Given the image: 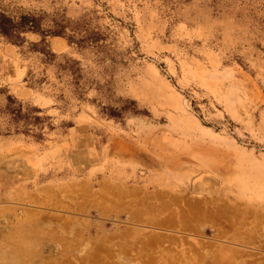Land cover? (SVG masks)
Wrapping results in <instances>:
<instances>
[{
  "label": "rangeland",
  "instance_id": "obj_1",
  "mask_svg": "<svg viewBox=\"0 0 264 264\" xmlns=\"http://www.w3.org/2000/svg\"><path fill=\"white\" fill-rule=\"evenodd\" d=\"M262 79L264 0H0V230H6L0 264L7 257L8 264L81 261L80 251L71 250L74 219L102 220L108 229L132 225L143 246L151 225L102 217L71 202L100 187L158 189V197L177 198L172 206L179 207L235 200L264 224L259 195L238 184L234 192L226 184L218 191L211 171L203 172L201 146L179 139L194 136L183 112L199 121L226 120L225 99L243 105L256 97ZM188 82L216 98V106L203 110L189 97L183 107L173 101L174 90ZM27 216L35 226L19 244L18 225ZM220 218L223 225L232 219ZM35 219H42L39 227ZM188 228L172 231L186 241L161 239L142 250L184 246L200 254L227 245L253 257L264 250V238L252 244L233 239L231 229L215 235L210 225ZM135 254L142 260L146 253Z\"/></svg>",
  "mask_w": 264,
  "mask_h": 264
},
{
  "label": "bare ground",
  "instance_id": "obj_2",
  "mask_svg": "<svg viewBox=\"0 0 264 264\" xmlns=\"http://www.w3.org/2000/svg\"><path fill=\"white\" fill-rule=\"evenodd\" d=\"M2 188H4V185ZM129 188L124 187L122 189H115V188L114 189L113 188L106 189V188L100 187L97 190H89L84 195H81V196H77L75 194L76 196L73 198V196H74L73 195L71 197V202L74 203V206H77L81 209L88 208V206H90L91 208H96L95 209V210H97L96 213L99 216L101 215L102 217H104V216L115 217L116 219H118L121 216H124L125 219L132 224H137V222H140V223H145V224L151 225L153 228L148 233L142 234V239H140L142 242H144L145 245L149 244L151 242H154V241L156 243L157 242L160 243L159 241L161 239L162 240L172 239V241L177 239V241L183 242V240L186 239V238H183V236H185V235L184 234L178 235V234L173 233L172 231H175L177 229L180 230V229L186 228V227L188 228V226H189V228L192 226V230L194 227L200 232V229H202L203 227H205L207 225H210L213 227V229L216 233L215 235H218V234L221 235V233H224V232L228 231L229 229H231L233 232L230 233V235H232L233 239L239 240L241 242H251L252 244L254 243L253 241L260 240L261 238H264V232H263L264 224L259 226L257 219L260 216L258 215V217H257V213L251 208L247 207L249 209V211H247L246 209L243 210L242 208H240L235 203L234 204L231 203V206H229V205H226L222 202H218V203L214 202L213 205H211V207H208L204 204L201 207H199L198 205H196L194 203H192L191 206L179 207V206H181V204L178 205V203H177V206H178L177 207V206H172V202L174 203L173 200L175 198L161 197L162 194H161V196H159L160 197L159 198L158 195H156L158 189H156V193L155 192L154 193H150V192L148 193V192L141 191V189H129ZM44 191L46 192V190H44ZM158 193H160V192H158ZM179 194H181V193H179ZM20 195H22V194H20ZM29 195H31V194H29ZM164 195H166V194H164ZM173 197H174V194H173ZM46 198H49V194L46 196ZM176 199H175V202H178V201H176ZM185 199H186V197H185ZM215 200L216 199H214V201ZM229 201H231V200H229ZM233 201H235V200H233ZM224 202H226V201H224ZM198 203H200V202H198ZM173 205H175V203ZM242 205H243V203H242ZM32 209L34 210V208H32ZM250 210L252 211L251 216H249V214H248V212H251ZM32 211H29V212H32ZM35 211H39V210L35 209ZM93 211H94V209H93ZM233 213L240 214V215H238L239 216L238 220L236 219L237 216L232 215ZM221 215L222 216L228 215L232 219H231V221L229 220L230 222H227L226 225H223L219 221L221 219L220 218ZM30 216H31V214H30ZM30 216H27V218L22 219V221L18 225L17 230H19L18 231L19 235L18 234L17 235L19 237H21V239L18 238L17 243H19V242L22 243V240L23 241L25 240V239H23V235L26 234V236H27V234H28V233H25L27 231L26 228H28V229L30 227L32 228L34 220H32V218ZM246 216H248L250 218L248 219V217H246ZM15 217H17V216H15ZM41 220L42 219H37L35 221V223L38 224V227L40 226V224H42ZM31 221H33V222H31ZM226 221H227V219H226ZM12 224H15V223H12ZM160 224H168V227H171V228H168V227L167 228H158V227H156V225L159 226ZM33 226H35V225H33ZM36 229H37V227H36ZM38 229H40V228H38ZM196 229H194L195 232H196ZM1 230H3V229L1 228ZM15 230H16V228H15ZM32 230H33V228H32ZM49 230H52V229L49 228ZM58 230H61V228H59ZM3 231H6V230H3ZM41 231H44V230H41ZM57 231L54 229V232H57ZM59 232H62V230L58 231V233ZM47 233L42 232L41 235L46 234L49 237H51V234H47ZM11 234H13V233H11ZM64 234H65V232H64ZM32 235H34V234H32ZM139 235H140V233L132 225H130V226L123 225V228H122L119 224H114L113 227L108 229V228H105L104 221H102V220L97 221V222H91V221L82 222V221H79L77 219H74L71 222V242H70L71 243V250L78 249L80 251L79 253L81 256V261H79V262L75 261L74 264H134V263H132L133 259H137V261H135L136 264H264V260H262V258L264 257V250H261L260 246H258L257 243L254 244V246L256 247V249L261 250V251H260L259 255L254 256V257L256 259H258V257H259V259L252 262V260L254 259L253 256H248L249 254L246 256H243L242 252L235 250V249H232L231 247H228L227 245L226 246L219 245L218 248H216L215 250H211V251L206 249V250L202 251L200 254L197 252L191 251V250H193L192 247H188V248L186 247L188 249V250H186L184 246L179 247L176 251L173 250V248L175 246H170L168 249L156 248L157 250L155 249V251L144 252L142 250V248L144 247V244L142 246V244L137 243V241H139V238H140ZM34 236H36V234ZM58 236H60V235H58ZM24 238H26V237L24 236ZM29 238H31V237H29ZM40 238H43V237H40ZM40 238H37V239H40ZM0 240L3 241V239H0ZM61 240H63V239H61ZM262 240L264 241V239H262ZM28 241H30V239ZM260 242H262V241L260 240ZM63 243H61V247H62V245H64ZM210 243H212V241ZM214 243H215V241H214ZM1 244L2 243H0V246H1ZM27 244H28V242H26V246H27ZM10 245H12V244L10 243ZM32 245H31V247H32ZM39 245H41V244H39ZM196 245H198V246L204 245L205 246L206 243L203 244V242H201V243L197 242ZM262 245H261V247H263ZM15 246H13V247L16 248ZM26 246L24 249H26ZM31 247H30V249H31ZM66 247H68V245L65 246V248ZM205 247H207V246H205ZM14 248L12 251L15 252V256H16V253L18 251L16 252V250ZM34 248L35 247H33V249ZM4 249L5 248L3 247V250ZM16 249H20V246H19V248H16ZM21 249H23V248H21ZM37 249H38V247H37ZM39 249H40V247H39ZM169 249H171L170 252H169ZM210 249H211V247H210ZM27 250L29 251V249H27ZM34 250H36V248ZM166 250H168V251H166ZM7 251H10V250H7ZM136 252H138V254H140V253H146V254L142 258V260H138L139 257H141V256L136 255L135 254ZM158 252H160V253H158ZM176 252H178V253H176ZM2 253H3V251H2ZM4 253H5V250H4ZM7 253H11V252H7ZM12 253H11V255H12ZM126 253H128L129 255H127ZM161 253H163L164 255L167 253L165 258L162 256ZM29 254H30V251H29ZM176 254H178V255H176ZM2 255L4 257L6 256L5 254H2ZM7 255L10 256V254H7ZM13 256H14V254H13ZM23 257L25 258L26 255H23ZM0 258L2 259L3 257L1 256ZM7 258H10V257H7ZM7 258L5 259V262L6 261L8 262ZM15 258L17 259L19 257H15ZM36 258H37V256H36ZM10 259H12V258H10ZM19 261H22V260H19ZM18 262H16V263H18ZM22 263L23 262H21V264Z\"/></svg>",
  "mask_w": 264,
  "mask_h": 264
},
{
  "label": "crops",
  "instance_id": "obj_3",
  "mask_svg": "<svg viewBox=\"0 0 264 264\" xmlns=\"http://www.w3.org/2000/svg\"><path fill=\"white\" fill-rule=\"evenodd\" d=\"M206 76V75H204ZM218 81V80H217ZM1 82V80H0ZM218 83V82H217ZM183 84V85H182ZM182 89L174 90L177 94L173 101H179L184 105L188 97L195 105L210 108L216 106L217 99L213 98L206 91L193 82L182 83ZM260 89L256 90V97L251 100H244L243 105H232L228 103V118L221 121L192 119L186 113H182L187 121L186 127H191L194 136L179 137L180 141L201 146L204 161H211L210 169L203 164V172L211 171V176L216 178L218 191L224 184L231 192L235 186L243 185V188L250 193L259 195L261 210L264 209V81H260ZM224 86L223 84H221ZM193 86V91L188 87ZM229 94L232 95L231 92ZM184 96V98H183ZM179 97V98H178ZM223 103V102H222ZM225 104V102H224ZM225 114V111H222ZM221 119H225L224 117ZM225 121V122H224ZM170 124V123H169ZM243 124L247 126L243 127ZM173 125V124H171ZM171 128L177 129L174 126ZM221 132L228 135L223 136ZM190 141V142H188ZM185 142H180L184 144ZM209 175V174H208ZM262 196V197H261ZM257 202V201H254ZM235 201L228 202L231 206ZM264 216V210L261 216ZM262 216V217H263ZM264 232V230H263Z\"/></svg>",
  "mask_w": 264,
  "mask_h": 264
}]
</instances>
